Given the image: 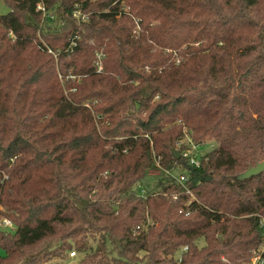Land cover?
<instances>
[{
	"label": "trees",
	"instance_id": "trees-1",
	"mask_svg": "<svg viewBox=\"0 0 264 264\" xmlns=\"http://www.w3.org/2000/svg\"><path fill=\"white\" fill-rule=\"evenodd\" d=\"M0 4V264H250L264 173L237 176L264 162V0ZM204 144L191 194L144 187Z\"/></svg>",
	"mask_w": 264,
	"mask_h": 264
},
{
	"label": "built area",
	"instance_id": "built-area-1",
	"mask_svg": "<svg viewBox=\"0 0 264 264\" xmlns=\"http://www.w3.org/2000/svg\"><path fill=\"white\" fill-rule=\"evenodd\" d=\"M38 10L44 12V6L42 3H39ZM75 16L80 17V13L77 12L75 14ZM83 20H85V17H83ZM194 148L195 147H193L192 149H188V150H185L183 152H180L181 153L180 158L183 159V166L177 165L176 168L173 170H167V169L161 168L159 161L157 160V167H158V171L156 172L157 175H163L165 177L170 178V180H172L173 183L182 186L187 191V193H190V194H191V186L189 185L190 178H189L188 173H176V170L179 168H185L186 170H188L186 168L187 166H190V167L196 169L197 167L200 166V159H197L193 155V149ZM212 148H213V146H212ZM141 194L142 195L145 194V191L143 189H141ZM2 225L5 228H13V224L7 220H4L2 222ZM260 227L264 230V218L261 219V221H260ZM139 229L140 228H138V230ZM187 251H188V248L187 247L184 248L183 252H187ZM70 255H71V257L76 256L75 253H71ZM250 264H264V243L261 246L259 254L252 259Z\"/></svg>",
	"mask_w": 264,
	"mask_h": 264
},
{
	"label": "rangeland",
	"instance_id": "rangeland-1",
	"mask_svg": "<svg viewBox=\"0 0 264 264\" xmlns=\"http://www.w3.org/2000/svg\"><path fill=\"white\" fill-rule=\"evenodd\" d=\"M8 8L4 5V4H0V13L2 14H6L8 12ZM212 150V146L209 144H204L201 145L199 147H195L193 149V155L197 158L200 159L203 156H205L207 153H209ZM176 173H187V170L185 168H179L176 170ZM160 176V175H159ZM157 175V173H154V175H150L148 176L147 180H146V184H145V188L149 189V188H157L158 186V180L159 177ZM78 256L75 257H71V259H66L64 261H55V264H78L79 263V258H77Z\"/></svg>",
	"mask_w": 264,
	"mask_h": 264
},
{
	"label": "water",
	"instance_id": "water-1",
	"mask_svg": "<svg viewBox=\"0 0 264 264\" xmlns=\"http://www.w3.org/2000/svg\"><path fill=\"white\" fill-rule=\"evenodd\" d=\"M173 156L176 160L180 159L181 153L179 151L174 150L173 151ZM189 171L194 172L195 168H192L190 166L186 167ZM264 173V162L257 164L255 167L249 168L247 171L244 173L240 174L237 176L238 181H246L249 179H252L254 177H257Z\"/></svg>",
	"mask_w": 264,
	"mask_h": 264
}]
</instances>
